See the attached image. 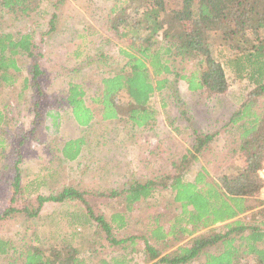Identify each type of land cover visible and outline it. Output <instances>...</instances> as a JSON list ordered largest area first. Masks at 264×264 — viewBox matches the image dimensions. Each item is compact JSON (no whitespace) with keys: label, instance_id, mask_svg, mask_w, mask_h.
Returning a JSON list of instances; mask_svg holds the SVG:
<instances>
[{"label":"trees","instance_id":"trees-1","mask_svg":"<svg viewBox=\"0 0 264 264\" xmlns=\"http://www.w3.org/2000/svg\"><path fill=\"white\" fill-rule=\"evenodd\" d=\"M44 2L0 0V24L25 20ZM50 15L52 27L57 15ZM110 15L106 29L123 44L119 55L125 63L119 71L109 72L101 70L107 64L99 58L100 88L89 99L90 104L81 84H68L64 103L76 125L86 129L102 125L104 130L110 123L151 128L158 115L151 99L166 88L170 77L207 99L227 91V69L250 87L229 117L226 131L229 146L242 156L241 160L238 157L240 164L232 163V170L213 175L200 167L189 176L216 138L194 129L192 146L170 161V173L131 181L120 192L78 191L65 186L44 197L37 187L31 191L20 184L22 175L17 171L10 181L8 206L0 213L1 233L10 221L29 224L37 219L47 202H76L82 208L70 214V222L62 224L71 230L68 238L50 242L53 245L43 246L36 231L29 235L31 244L22 243L23 237L18 241L0 235V258L4 264H130L132 258L127 256L139 251L144 261L152 264H264V204L254 198L264 186L259 177L264 166V0H113ZM208 33L219 34L224 42L223 65L206 48ZM32 48L30 34L13 39L10 33L0 32V86L15 85L20 71L18 56L25 54L31 60L22 85L36 97L34 124L41 119L44 92L39 83L43 79L37 61L40 54ZM44 119L46 133L56 135L59 112L48 110ZM5 125L0 109V130ZM86 143L82 136L55 147L56 162L75 161ZM156 196L169 199L166 202L173 214L164 206L163 212H154L140 224L139 235H120L135 205ZM102 199L116 201L120 210L105 213L100 206ZM258 207L248 222L237 219ZM185 237L189 238L187 244L175 248L174 243ZM109 248L110 254L106 253ZM126 250L129 252L120 253Z\"/></svg>","mask_w":264,"mask_h":264},{"label":"rangeland","instance_id":"rangeland-1","mask_svg":"<svg viewBox=\"0 0 264 264\" xmlns=\"http://www.w3.org/2000/svg\"><path fill=\"white\" fill-rule=\"evenodd\" d=\"M112 3L113 0H45V5L27 19L12 25L0 24V32L10 33L13 39L30 34L32 52L40 54L37 61L43 79L39 83L44 92L39 109L41 119L33 124L32 105L36 97L30 90L25 91L22 85L31 60L25 54L18 56L20 71L15 85L0 86V109L7 120V125L0 130V213L8 206L10 181L17 171L22 175L20 184L31 191L37 187L38 193L44 197L60 192L65 186L78 191L89 188L120 192L131 181L170 173V161L181 157L192 146L194 129L202 135L215 134L216 138L209 145V150L193 165L189 176L200 167L213 175L212 172L232 170V163L240 164L238 157L241 160L242 156L234 151L233 145L229 146L226 131L229 117L244 100L250 87L245 81L235 79L227 69H224L227 91L207 99L198 92H189L184 82L174 83V78L170 77L166 88L155 92L151 99V105L158 112L156 123L151 128L138 129L127 124L110 123L104 130L102 125L87 129L76 125L64 103L68 84H81L86 93L85 101L90 104L89 99L100 88L97 80V68L101 66L99 58L103 57L102 63L106 61L107 64V68L101 67V70L109 72L119 71L125 63L119 55L123 44L113 39L112 33L106 29ZM55 13L57 16L51 27L50 14ZM205 44L212 57L223 65L221 48L224 42L221 36L208 33ZM52 109L60 114L56 135H49L44 129V113ZM82 136L86 137L87 143L79 157L75 161L58 164L53 149L61 148L67 140ZM254 198L259 200L260 193ZM166 201L156 196L136 204L134 212L127 216V226L120 231V235H139L141 225L154 212H163L164 206L169 208L168 213L173 214ZM100 202L105 213L120 210L116 201L102 199ZM75 203L59 205L47 202L37 219L29 224L23 220L10 221L0 235L17 238L18 241L23 237L22 243L24 240L26 244H31L29 235L36 231L43 246L50 242L58 243L64 236L68 238L71 232L62 227L63 222H70L71 215L82 208ZM259 208H253L237 219L248 222L250 214ZM188 239L185 237L176 241L174 247L186 245ZM138 244L141 246L142 242L138 241ZM110 252L109 248L106 253ZM127 252L129 250L120 253ZM127 258H132L130 264H152L145 262L139 251L130 253ZM0 262L4 264L3 258Z\"/></svg>","mask_w":264,"mask_h":264},{"label":"built area","instance_id":"built-area-1","mask_svg":"<svg viewBox=\"0 0 264 264\" xmlns=\"http://www.w3.org/2000/svg\"><path fill=\"white\" fill-rule=\"evenodd\" d=\"M259 177L264 181V167L262 168L261 171H259ZM260 199L264 204V186L260 190Z\"/></svg>","mask_w":264,"mask_h":264}]
</instances>
